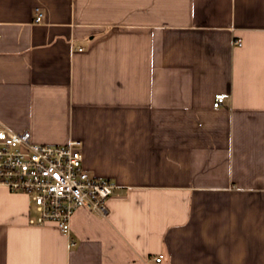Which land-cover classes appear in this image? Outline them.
<instances>
[{"label": "crops", "instance_id": "0c3cea01", "mask_svg": "<svg viewBox=\"0 0 264 264\" xmlns=\"http://www.w3.org/2000/svg\"><path fill=\"white\" fill-rule=\"evenodd\" d=\"M0 122L115 185L68 235L0 186V264H264V0H0Z\"/></svg>", "mask_w": 264, "mask_h": 264}, {"label": "built area", "instance_id": "2783aa9c", "mask_svg": "<svg viewBox=\"0 0 264 264\" xmlns=\"http://www.w3.org/2000/svg\"><path fill=\"white\" fill-rule=\"evenodd\" d=\"M36 22L43 13L36 10ZM236 45L241 46L240 40ZM225 96H216L213 106L221 107ZM0 186L12 193L28 196L37 216L31 225L54 223L64 234L71 230V220L78 208H86L107 218V202L115 185L98 178L83 167L78 142L48 145L32 142L30 131L15 132L0 122ZM75 245V242H73ZM163 256L155 258L161 263Z\"/></svg>", "mask_w": 264, "mask_h": 264}]
</instances>
